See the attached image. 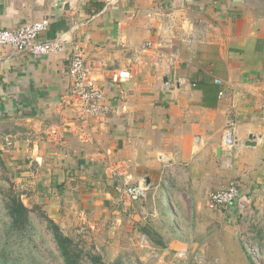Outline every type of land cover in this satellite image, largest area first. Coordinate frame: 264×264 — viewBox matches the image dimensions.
Listing matches in <instances>:
<instances>
[{
    "label": "crops",
    "instance_id": "obj_1",
    "mask_svg": "<svg viewBox=\"0 0 264 264\" xmlns=\"http://www.w3.org/2000/svg\"><path fill=\"white\" fill-rule=\"evenodd\" d=\"M45 18L40 41L62 36L63 51L30 57L0 47V123L13 125V132L0 130V151L27 170L42 164L26 175L35 192L47 188L36 205L53 221L68 228L112 221V238L129 236L143 213L115 185L130 180L157 189L171 171L203 193L234 181L247 204L248 190L256 201L264 189V17L243 0H0V28ZM74 46L95 66L113 105L96 145L63 134L51 143L46 134L60 123ZM118 69L132 78L113 86L107 77ZM229 121L235 144L226 149ZM103 156L128 179H109ZM220 213L237 219L236 208Z\"/></svg>",
    "mask_w": 264,
    "mask_h": 264
},
{
    "label": "rangeland",
    "instance_id": "obj_2",
    "mask_svg": "<svg viewBox=\"0 0 264 264\" xmlns=\"http://www.w3.org/2000/svg\"><path fill=\"white\" fill-rule=\"evenodd\" d=\"M243 1L254 15L264 17V0ZM106 120L105 116L102 126L97 124L96 128L93 127V135L97 130H104ZM0 130L13 132V125L0 123ZM56 131L46 133L52 138L51 143L63 141L58 139ZM92 144L96 145L95 142ZM21 160L23 163L29 162L26 154ZM14 161L9 153L0 151V264H65L53 239L49 220L73 241L77 264H264V204L261 201L264 189H258L260 192L259 196L256 194V201L253 189L246 191L252 200L248 198L251 202L246 206L244 217L238 219L236 215L235 219V213H232L233 216L226 220L219 210L211 208L207 202L210 193L225 187L227 180L203 193L200 188L193 187L191 180L185 179V174L173 177L171 171L159 188L148 187L146 194L134 201L139 202L137 209L143 213L140 215L141 223L137 222L136 233L132 231L129 236L112 238L116 234L112 221L109 225V222L103 221L96 226L91 222L89 227L83 224L69 228L53 221L47 210L42 209L43 205H36L47 194V188L43 186L42 190L35 192L33 177L26 175L28 172L33 176L30 171L39 172L42 164L37 166L33 161V168L27 170L22 167L23 164L15 165ZM120 172L124 175L123 171ZM106 174L112 180L108 167ZM41 182L45 183L43 179ZM118 182L116 192L121 200L126 201L123 196L125 182ZM130 183L127 180V185ZM12 197L19 199L29 210V228L21 231L19 236L11 229V221L6 214V202ZM95 213L100 214L101 209ZM106 213H103V218ZM149 233L153 234L156 244H160L150 243ZM142 236H146L150 247L161 251L158 252L159 257H151L149 251L141 247ZM113 240L116 243H111ZM171 243L175 250L171 252L168 249L164 253L162 249L167 247L165 244ZM159 246L161 249L157 248ZM180 251L184 252L185 258H178L177 252Z\"/></svg>",
    "mask_w": 264,
    "mask_h": 264
},
{
    "label": "built area",
    "instance_id": "obj_3",
    "mask_svg": "<svg viewBox=\"0 0 264 264\" xmlns=\"http://www.w3.org/2000/svg\"><path fill=\"white\" fill-rule=\"evenodd\" d=\"M163 4L168 0H160ZM49 19L45 18L40 21L23 25L16 29L0 28V47H11L17 52L30 57L45 56L53 52H61L64 49L65 40L62 36H57L52 40L40 41L39 36L47 31ZM96 68L84 60V57L78 46H74L68 68L69 88L66 94L59 99L60 123L55 127V134L59 140L63 138L61 134L76 136L82 142L92 144L94 140V128L96 125H103L104 117L110 114L113 110V105L110 98L106 95L104 87L96 78ZM132 78L131 70L118 69L111 71L107 77L109 84L118 86L128 82ZM216 83L221 82L216 80ZM221 94V93H220ZM69 113V114H68ZM235 123L228 122V126L224 136L225 146L233 147L235 144L234 137ZM103 155L102 152H98ZM98 154V156H100ZM112 175V179L124 181L128 179L121 174V167L118 164L113 165L112 160L103 156ZM125 179V180H126ZM125 182V181H124ZM123 196L130 202L141 199L148 190L145 183L138 185H123ZM208 204L211 208L219 211H229L236 208L238 219L244 217L247 201L245 197L240 196L238 185L231 181L229 184L211 194ZM141 247L147 249L151 257L157 258L159 254L150 244L146 236L141 237ZM178 258H185L184 252H177Z\"/></svg>",
    "mask_w": 264,
    "mask_h": 264
},
{
    "label": "trees",
    "instance_id": "obj_4",
    "mask_svg": "<svg viewBox=\"0 0 264 264\" xmlns=\"http://www.w3.org/2000/svg\"><path fill=\"white\" fill-rule=\"evenodd\" d=\"M6 209V214L11 221V229L15 230L14 234L19 236L21 235V231L28 230L30 225L29 210L19 199L15 197L10 198V200L6 202ZM49 223V225L51 226L50 229L53 235V239L56 243L61 257L64 260V263L77 264L76 260H74L76 255L74 254V251L72 249L73 241L65 237L51 220H49Z\"/></svg>",
    "mask_w": 264,
    "mask_h": 264
},
{
    "label": "water",
    "instance_id": "obj_5",
    "mask_svg": "<svg viewBox=\"0 0 264 264\" xmlns=\"http://www.w3.org/2000/svg\"><path fill=\"white\" fill-rule=\"evenodd\" d=\"M245 145H246V146H253V144L250 143V142H246Z\"/></svg>",
    "mask_w": 264,
    "mask_h": 264
}]
</instances>
